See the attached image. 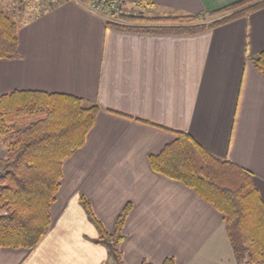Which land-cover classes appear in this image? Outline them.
Segmentation results:
<instances>
[{
  "label": "crops",
  "instance_id": "1",
  "mask_svg": "<svg viewBox=\"0 0 264 264\" xmlns=\"http://www.w3.org/2000/svg\"><path fill=\"white\" fill-rule=\"evenodd\" d=\"M142 1L154 12L197 15L240 0ZM107 22L64 0L19 24L18 57L0 60V97L41 92L99 107L84 145L62 166L47 234L32 251L0 249V264H111L80 197L108 234L129 205L124 264H237L223 216L153 172L148 158L186 133L248 172L264 204V78L250 61L264 51V8L192 35Z\"/></svg>",
  "mask_w": 264,
  "mask_h": 264
},
{
  "label": "trees",
  "instance_id": "2",
  "mask_svg": "<svg viewBox=\"0 0 264 264\" xmlns=\"http://www.w3.org/2000/svg\"><path fill=\"white\" fill-rule=\"evenodd\" d=\"M76 1L89 6L92 0ZM99 1L102 10L112 16L111 5L120 0ZM129 1L142 7V12L153 8L142 0ZM261 8L264 0H240L197 15L171 12L143 16L145 19L123 15L118 18L122 23L107 22V26L134 33L192 35ZM217 16L222 17L214 19ZM15 17L0 6V60L18 57L19 24ZM250 61L264 78V51ZM98 111L97 105L66 95L13 92L0 97V143L6 150L0 160V249L32 251L47 234L62 166L84 145ZM148 161L153 172L189 188L223 216L237 264H264V204L248 172L211 155L183 132H175L173 140ZM79 200L97 232L95 243L106 248L111 264H124L119 246L129 205L118 216L114 232L108 234L89 202L83 197ZM163 264L174 262L167 259Z\"/></svg>",
  "mask_w": 264,
  "mask_h": 264
},
{
  "label": "rangeland",
  "instance_id": "3",
  "mask_svg": "<svg viewBox=\"0 0 264 264\" xmlns=\"http://www.w3.org/2000/svg\"><path fill=\"white\" fill-rule=\"evenodd\" d=\"M64 0H0V6L7 12L12 15H16L15 19L18 24H24L28 22L30 19L39 15L41 12L50 8L52 5L56 3H60ZM89 7L91 10H96V13H101L104 15L108 22H120L118 18L126 15L128 17H138L141 19H145V17H153L154 14L162 15L164 13L154 12L150 9H145L146 12H142V7H137L135 4L130 2L129 0H120L119 2H114L111 5V11L114 12L112 16H109V11L102 10V3L99 0L90 1ZM144 8V7H143ZM222 16H217L214 19H218ZM211 19H208L207 22H210ZM129 25V24H128Z\"/></svg>",
  "mask_w": 264,
  "mask_h": 264
},
{
  "label": "built area",
  "instance_id": "4",
  "mask_svg": "<svg viewBox=\"0 0 264 264\" xmlns=\"http://www.w3.org/2000/svg\"><path fill=\"white\" fill-rule=\"evenodd\" d=\"M92 11H93V12H97L96 10H93V9H92Z\"/></svg>",
  "mask_w": 264,
  "mask_h": 264
}]
</instances>
